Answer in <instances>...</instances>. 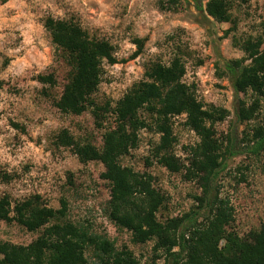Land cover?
Returning a JSON list of instances; mask_svg holds the SVG:
<instances>
[{
	"label": "rangeland",
	"instance_id": "rangeland-1",
	"mask_svg": "<svg viewBox=\"0 0 264 264\" xmlns=\"http://www.w3.org/2000/svg\"><path fill=\"white\" fill-rule=\"evenodd\" d=\"M208 1L200 0L203 11H197L190 0H0V197L7 196L14 204L39 196L52 209H59L64 200L72 223L91 225L116 247L128 248L139 264H167L164 256L152 253V242L134 244L130 233L107 217L110 185L101 177L103 165L81 162L71 148L59 143V134L66 131L74 142L99 149L114 119L57 109L71 68L44 27L50 17L76 23L90 38L111 46L114 63L103 62L92 95L97 105L114 108L144 80L151 64L168 65L175 58L183 62L181 81L196 100L204 108L212 105L227 111L214 131L223 149L230 140L235 144L234 155L226 154L216 180L219 197L233 209L231 229L240 237L257 231L264 222V150L253 155L247 136L264 117V98L254 120L238 122L237 100L249 106L255 97L249 91L234 93L224 64L247 65L244 43L264 42V0H224L227 22L206 13ZM170 124L172 153L187 165L199 138L186 126L185 115L171 117ZM138 140L121 163L152 176L154 188L166 199L162 220L194 211L200 182L185 170L171 172L156 162L153 149L159 134L153 129L141 130ZM39 234L0 222V241L25 246Z\"/></svg>",
	"mask_w": 264,
	"mask_h": 264
},
{
	"label": "trees",
	"instance_id": "trees-1",
	"mask_svg": "<svg viewBox=\"0 0 264 264\" xmlns=\"http://www.w3.org/2000/svg\"><path fill=\"white\" fill-rule=\"evenodd\" d=\"M190 1L197 11H203L200 0ZM227 7L224 0H210L205 11L215 20L227 22ZM44 27L71 68L57 109L73 115L90 111L95 119H102L99 114L113 116V127L103 134L99 149L90 143L74 142L66 131L58 136L59 143L71 148L81 162L98 161L103 165L101 177L110 185L109 220L129 232L134 244L152 242V253L164 256L167 264H264V222L246 237L238 236L231 229L233 209L228 200L219 197L216 188L226 154L232 157L235 149L233 140L223 149L214 131V125L225 120L227 111L212 105L204 108L196 100L181 81L185 74L183 62L175 58L168 65L151 64L144 80L114 108L107 103L97 105L92 95L100 82L102 64L114 63L109 43L90 38L70 21L48 17ZM242 49L249 60L247 65L237 61L224 64L234 93L238 96L249 91L255 97L249 106L237 100L234 113L241 123L255 119L260 99L264 98V42L248 40ZM179 115H185L186 126L199 138L187 165L180 163L171 150L174 140L170 119ZM147 128L159 134V143L153 149L156 162L171 172L185 170L200 182L201 195L196 198V209L189 214L162 220L160 212L165 209L166 199L154 188L152 176L137 174L121 163L137 147L138 133ZM247 137L253 155L264 150V117ZM67 214L64 200L59 209H52L39 196L14 204L7 196L0 197V222L40 232L25 246L0 241V264H139L128 248L116 247L91 225L72 223Z\"/></svg>",
	"mask_w": 264,
	"mask_h": 264
}]
</instances>
